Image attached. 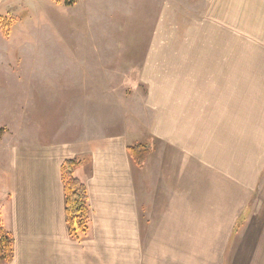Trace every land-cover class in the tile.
<instances>
[{
	"label": "crops",
	"instance_id": "crops-1",
	"mask_svg": "<svg viewBox=\"0 0 264 264\" xmlns=\"http://www.w3.org/2000/svg\"><path fill=\"white\" fill-rule=\"evenodd\" d=\"M201 1L206 18L247 22L246 35L260 44L204 46L199 60L187 49L182 63L167 60L166 75L146 82L147 100L159 101L151 110V155L137 168L136 187L122 175L118 188L98 183L116 179L96 174L94 162L92 177H78L91 213L81 240L68 233L61 170L67 160H83L77 169L91 165L84 158L90 143H57L50 131L45 142L32 134L24 145H10L7 135L0 141V220L13 239L5 264H264V0ZM174 74L203 88L176 94ZM182 106L203 117V140L196 124L178 123ZM155 137L164 144L159 155ZM205 139L222 165L227 157L223 173L203 170Z\"/></svg>",
	"mask_w": 264,
	"mask_h": 264
},
{
	"label": "rangeland",
	"instance_id": "rangeland-1",
	"mask_svg": "<svg viewBox=\"0 0 264 264\" xmlns=\"http://www.w3.org/2000/svg\"><path fill=\"white\" fill-rule=\"evenodd\" d=\"M212 16L206 18L201 0H0V141L7 135L10 145H24L32 134L45 142L48 131L57 143L74 137L93 147L91 160L84 156L91 165L77 169V177H92L94 162L96 174L116 179L98 183L118 188L122 175L128 188L136 187L140 170L128 148L152 141L151 110L159 103L145 97L146 82L166 75L167 60L182 63L187 49L190 60H199L204 46L213 52L233 40L245 50L260 44L246 35L247 22ZM184 78L174 74V93L203 88ZM184 108L176 111L178 123L196 124L194 134L203 140V117ZM206 140L198 152L203 170L223 173L227 157L222 165L215 143ZM155 141L159 155L164 144Z\"/></svg>",
	"mask_w": 264,
	"mask_h": 264
},
{
	"label": "trees",
	"instance_id": "trees-1",
	"mask_svg": "<svg viewBox=\"0 0 264 264\" xmlns=\"http://www.w3.org/2000/svg\"><path fill=\"white\" fill-rule=\"evenodd\" d=\"M151 145L138 144L128 148L129 156L136 167H143L151 155ZM82 165L79 159L63 163L61 174L65 197V221L71 239L79 241L90 226V206L87 186L75 176V170ZM13 256V239L0 220V264L8 263Z\"/></svg>",
	"mask_w": 264,
	"mask_h": 264
}]
</instances>
